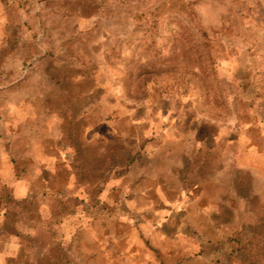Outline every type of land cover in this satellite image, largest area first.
Listing matches in <instances>:
<instances>
[{
    "label": "rangeland",
    "instance_id": "1",
    "mask_svg": "<svg viewBox=\"0 0 264 264\" xmlns=\"http://www.w3.org/2000/svg\"><path fill=\"white\" fill-rule=\"evenodd\" d=\"M69 126L106 170L91 197ZM3 184L69 264H123L88 228L144 264H264V0H0Z\"/></svg>",
    "mask_w": 264,
    "mask_h": 264
},
{
    "label": "trees",
    "instance_id": "2",
    "mask_svg": "<svg viewBox=\"0 0 264 264\" xmlns=\"http://www.w3.org/2000/svg\"><path fill=\"white\" fill-rule=\"evenodd\" d=\"M65 136L70 139V145L73 151V181L76 184H87L89 197L92 191H96L97 180L101 179L102 175L106 173V170H102V164L98 165L95 162V157H89L88 148L91 144L82 133L75 131L74 128L67 127L65 129ZM120 164L127 166L131 164L134 159L131 155H121ZM118 159V160H119ZM196 163V158L193 160V164ZM90 168L95 170L90 172ZM97 171V172H96ZM102 174V175H101ZM4 196L0 198V230L10 236L23 235V229L28 226V222L37 218L38 212L41 208V201L37 197H17L13 194L11 187L3 186ZM88 199L87 196L82 198ZM90 199V198H89ZM35 216V217H34Z\"/></svg>",
    "mask_w": 264,
    "mask_h": 264
},
{
    "label": "crops",
    "instance_id": "3",
    "mask_svg": "<svg viewBox=\"0 0 264 264\" xmlns=\"http://www.w3.org/2000/svg\"><path fill=\"white\" fill-rule=\"evenodd\" d=\"M34 155L33 153H31ZM34 159V163H39L40 161H37L36 158ZM6 184H3L1 189H3V186ZM8 186V185H7ZM2 195H0L1 198ZM28 226H25L23 229V235L20 236H10L4 233L3 231L0 230V232L3 235H0L1 237H7L9 239V242L12 244L16 245H22L23 247H33L37 249H44L45 251L37 258L31 259L30 257H25L21 262L17 264H69V255L67 254L66 248L63 242L59 241L55 243L54 245L52 244L51 248H47L48 244L47 242H44V237L43 234L45 232H48L52 234L54 232V227L57 224V221H55L53 218L51 219H43V218H34L33 220L28 222ZM88 233L90 235H93L92 237L95 239L94 242L98 244L99 247V253H97L98 258H105L106 260H117L122 262L123 264H144L146 256L144 253L140 250L139 244H137L138 249H134L133 246H131V243H128L130 247L126 246L125 252L122 251V253L118 254L111 252V241L110 237L106 238L102 242L101 240V235L96 234L95 230L91 232V229L88 228ZM87 234V230H83V235ZM53 236V235H52ZM51 236V237H52ZM50 237V239H51ZM108 239V240H107ZM53 240V238H52ZM46 241V239H45ZM83 246L82 248L85 250L86 249V243L88 242L85 239V236L83 238L81 237V240H79ZM53 243V241L51 242ZM106 243H109L108 245ZM46 246V247H45ZM6 250V245L4 242H0V254L5 252ZM145 257V258H144ZM83 256L80 257L82 259Z\"/></svg>",
    "mask_w": 264,
    "mask_h": 264
}]
</instances>
